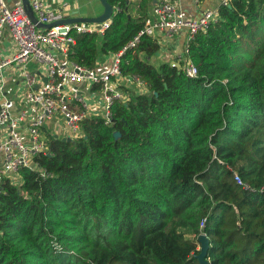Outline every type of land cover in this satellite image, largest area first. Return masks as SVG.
Here are the masks:
<instances>
[{
	"label": "trees",
	"instance_id": "trees-1",
	"mask_svg": "<svg viewBox=\"0 0 264 264\" xmlns=\"http://www.w3.org/2000/svg\"><path fill=\"white\" fill-rule=\"evenodd\" d=\"M108 2L109 29L74 34L71 63L95 68L141 29L149 0ZM157 51L143 36L120 56L142 94L1 182L0 264H200L201 234L207 264H264V0L220 7L190 41L196 78Z\"/></svg>",
	"mask_w": 264,
	"mask_h": 264
},
{
	"label": "built area",
	"instance_id": "built-area-1",
	"mask_svg": "<svg viewBox=\"0 0 264 264\" xmlns=\"http://www.w3.org/2000/svg\"><path fill=\"white\" fill-rule=\"evenodd\" d=\"M232 1L221 0L215 9H208L201 17L193 19L189 18L178 4L171 0H162L152 7L134 38L120 52L111 55L108 69H100L98 63L95 68L87 69L68 60L69 49L75 44L73 35L102 36L109 29L111 19L102 23L62 24L61 21L65 17L61 13L49 10L44 0H28L31 13L21 4L9 7L5 0H0V38L7 29L16 51L9 59L0 62V71L11 65L22 67V77L29 89L25 98L39 111L35 117L27 121L25 110L13 116L9 111L8 100L1 99L0 127L6 129L7 137L0 143L2 157L0 184L4 178H9L15 183L16 180L10 178L11 174L17 175L20 169L31 168L33 156L47 152V144L41 138L40 131L54 115L61 116L69 138L75 139L81 136L82 123L92 117L89 115L94 112L87 106L77 85L86 83L91 95L99 96L105 119L109 118L115 100L125 101L126 95L120 91L122 78H128L126 81L134 85L137 93L144 92L142 82L135 77H121L119 67L120 56L126 50L135 48L143 36L153 38L162 34L166 38H173L185 32L182 53L175 62H183L186 75L196 78V67L188 58V45L198 33L205 32L217 19L219 8L230 6ZM115 10L117 11L118 8L115 7ZM39 25L52 26L45 28ZM28 62H35L46 69V81L35 92H32L31 88L37 82V76L24 68ZM2 92L3 84L0 83V94ZM98 115L97 112L94 116ZM25 121L30 136L29 143H24L18 132L20 124ZM233 178L238 185L247 189L236 173H233Z\"/></svg>",
	"mask_w": 264,
	"mask_h": 264
},
{
	"label": "crops",
	"instance_id": "crops-1",
	"mask_svg": "<svg viewBox=\"0 0 264 264\" xmlns=\"http://www.w3.org/2000/svg\"><path fill=\"white\" fill-rule=\"evenodd\" d=\"M9 7H14L21 4V0H5ZM133 4L132 11H137L138 3L140 0H129ZM162 0H149L147 14L152 10V7ZM172 2L179 5L181 8L180 0H171ZM202 0L194 2L191 0L192 4L197 7ZM221 0H213L210 3L208 9H215ZM47 8L53 12L61 13L65 19L68 18H84V17H96L103 12V7L99 0H44ZM115 8V7H113ZM183 10V9H182ZM184 11V10H183ZM186 12V11H184ZM193 13L195 15L200 14L198 8H196ZM189 18L198 19L199 17L193 16L192 14L185 13ZM202 16V15H201ZM200 16V17H201ZM182 34V33H181ZM181 34L177 35L174 42H169L165 40L162 34L156 35L152 39L155 44L158 46V51L156 54L149 59L150 62L157 64L161 62L167 63H177L176 58L181 55L183 44L185 42V36L180 40ZM15 46L12 41L11 35L7 29L4 30L0 38V62L6 59H9L15 53ZM111 55L102 56L99 58L98 67L100 69H108L111 63ZM24 68L29 71L31 74H36L37 82L31 88L32 92L38 90L43 83L46 81V69L42 65H37L35 62H28ZM128 78H122L121 86H126L130 90L137 93L134 85H132ZM0 83L3 84V92L0 94V101L2 98H5L9 102V111L13 116L18 115L20 111H26L27 117L26 120L29 121L30 118L35 117L38 114V108L29 104L25 98L27 89L25 80L22 77V67L18 65H11L3 68L0 71ZM80 90L81 96L84 98L87 106L94 112L89 116H94L96 113H99L102 108L99 96H92L89 90V86L86 83H81L76 86ZM138 94V93H137ZM128 96V95H127ZM27 124L26 121L20 124L18 132L23 138L24 143L30 142V136L26 130ZM41 138L46 141L49 136L54 138H63L68 137L64 127V122L59 114L54 115L50 120H48L41 128ZM7 137L6 129L0 127V143H2ZM73 140V139H72ZM47 142V141H46ZM2 163V157L0 156V166ZM10 178L15 179L16 182L19 180L16 174H11Z\"/></svg>",
	"mask_w": 264,
	"mask_h": 264
},
{
	"label": "water",
	"instance_id": "water-1",
	"mask_svg": "<svg viewBox=\"0 0 264 264\" xmlns=\"http://www.w3.org/2000/svg\"><path fill=\"white\" fill-rule=\"evenodd\" d=\"M22 5L24 6V8L31 13L30 10V6L28 3V0H21ZM99 2L101 3L102 7H103V12L96 16V17H84V18H68V19H64L63 21H61L62 24H74V23H102L105 22L106 20H110L114 17V15L116 14V10L115 8H113V6L108 2V0H99ZM30 17L32 18V20L35 22L32 14H30ZM45 28H50L52 25H39ZM62 141H66V142H71L73 141L71 138L69 137H63L61 138ZM198 242L200 243L201 249H200V253L197 256V260L199 261L200 264H207V262L205 261V257H206V253H207V249L209 247V242L207 240V238L205 237V235L201 234L199 236Z\"/></svg>",
	"mask_w": 264,
	"mask_h": 264
},
{
	"label": "rangeland",
	"instance_id": "rangeland-1",
	"mask_svg": "<svg viewBox=\"0 0 264 264\" xmlns=\"http://www.w3.org/2000/svg\"><path fill=\"white\" fill-rule=\"evenodd\" d=\"M213 0H202L201 2H200V4L197 6V7H195L193 4H192V2H191V0H180V3H181V9H183L184 11H186L185 13H189V14H192L193 16H196V17H200L201 15H203L204 13H205V11L207 10V8L210 6V3L212 2ZM131 5L133 6V4L131 3ZM196 8H198V11L200 12V14H198V15H195L194 13H193V11L196 9ZM181 36V38H180V40L182 41V39L184 38V36H185V32H182V34L180 35ZM165 40H167V41H169V42H174L175 40H176V38H164ZM121 88V92H123L125 95H126V97H125V100H126V98H127V91H129V89L130 88H127L126 86H121L120 87ZM123 88V89H122ZM104 111H103V109H100L99 110V115L98 116H103L104 117ZM47 141V140H46ZM45 141V142H46ZM203 226V225H202ZM198 249L200 250L201 249V246H199L198 247Z\"/></svg>",
	"mask_w": 264,
	"mask_h": 264
}]
</instances>
